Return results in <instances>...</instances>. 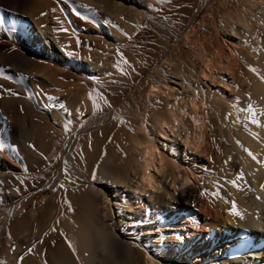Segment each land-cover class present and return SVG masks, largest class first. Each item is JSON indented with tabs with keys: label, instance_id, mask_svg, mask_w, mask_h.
<instances>
[{
	"label": "rangeland",
	"instance_id": "374dc122",
	"mask_svg": "<svg viewBox=\"0 0 264 264\" xmlns=\"http://www.w3.org/2000/svg\"><path fill=\"white\" fill-rule=\"evenodd\" d=\"M32 1L22 0L20 8L26 10L35 3ZM258 1L252 14L248 0H37L43 24L62 27L66 48L74 53L75 63L73 77L61 79L65 86L37 88L35 156L20 157L26 165L20 166L17 175L6 174L7 183L21 196L9 208L22 214L36 211L33 262L50 261L44 250L61 238V222L66 224L65 220L74 215L81 216L85 197H96L100 187L96 180L107 177L115 184L105 190L106 206L100 201L96 206L108 214L110 223L95 225L90 237L89 252L96 261L106 260L107 249L114 245L111 237L118 233L111 224L118 220L119 213L126 216L124 221L135 222V248L147 250L151 260L164 264H216L221 258L218 251L214 261H203L210 253L209 228H198L184 216L174 225H166L170 214L176 216L179 212L174 205L166 206L167 193L174 189L168 163L173 158L190 167V184L197 180L195 174L205 168L208 179L202 180L208 185V193L216 197L232 180L237 182L240 195L253 197L251 179L241 165L246 152L240 136L241 119L259 111L247 77L252 75V62L258 64L259 57L264 59V0ZM232 16L240 18L237 24ZM226 30L233 35L234 30L240 32L242 40L233 38L232 42L224 35ZM221 57L222 63L216 62L221 69H210L205 81L201 80L206 62ZM20 61L23 60L18 58L19 65L25 67V61ZM231 62L240 67L232 68ZM82 65L86 69L79 68ZM237 71L240 75L235 74ZM170 91L174 92L171 97ZM79 92L86 95L75 105L70 98ZM194 92L205 104L206 139L200 141L203 132H199L196 145L200 149L193 145L184 152V138L192 135L190 118L185 116L182 125L176 123L179 127L175 126L174 131L165 126L162 132L155 117L162 115L169 121L177 112L175 103L190 98ZM26 112L29 111L20 109V115ZM259 112L264 123V111ZM106 114L110 118L80 132L86 124ZM143 121L145 134L159 147L151 169L155 185L144 189L135 151V143L144 141L145 134L137 130ZM70 140L71 145L60 157ZM261 147V158L255 162L264 166V144ZM206 149L209 156L202 152ZM159 153L168 161V168L162 171ZM103 157L111 162L107 164ZM48 182L51 186H45ZM201 215L207 217L203 210ZM70 224L74 225L72 221ZM178 230L183 231L181 254H176L179 245L173 234ZM1 251L0 263L10 264V251Z\"/></svg>",
	"mask_w": 264,
	"mask_h": 264
},
{
	"label": "bare ground",
	"instance_id": "6f19581e",
	"mask_svg": "<svg viewBox=\"0 0 264 264\" xmlns=\"http://www.w3.org/2000/svg\"><path fill=\"white\" fill-rule=\"evenodd\" d=\"M29 1L32 0H27V3ZM248 1L251 7H253L249 11L255 14L254 7H256L255 4L259 1ZM20 5H22V0H0V251L2 249H8L10 251L7 254L10 264H39L38 262H33L34 260L32 259V252L34 253L36 248V237L34 235L35 227L37 226L35 223L36 211H28L22 214V212L20 213L9 208L10 203H15L16 199L18 197L21 198V196L14 186L7 183L8 179L6 180V174L17 175L21 171L20 166L26 165L22 161V158L35 156L38 139L36 134L37 122L34 112L37 104V92L39 90L37 88L40 86L42 89H45L54 86V84H59L61 87L65 86L61 82V79L64 78L66 80L73 77L72 66L75 61L73 62L74 53L71 54L66 48L67 44L65 45L66 41L64 40L65 36L62 32V27L56 28L52 27L49 23L43 24L44 19L40 15L41 9L37 7V0H35L32 6H27L25 8L26 10L22 9V7L20 8ZM71 19H73L72 16ZM231 19L235 22L234 24H237L240 18L238 16L236 18L232 16ZM234 31L235 34L233 35L226 30L224 31V35L232 38L230 39L231 41L233 38L234 40L241 41L242 34L236 30ZM66 34L69 35V33ZM18 58L19 60L22 59L25 61V67L19 65ZM223 58L221 57L217 61L208 60L205 71L201 74V80L205 81L204 78L209 76L210 69H221L216 65V62L221 64ZM23 61L20 62L23 63ZM238 65L236 62H231L232 68L233 66L238 67ZM250 67L252 68V75L247 76L249 78L248 80H251L248 85H251V90H253L251 94L257 100L259 111L262 112L264 111V59L259 57V63L254 64L252 62ZM79 68L86 69L83 65L81 67L79 66ZM236 73L240 75V71ZM243 80L246 81V79ZM187 87L189 88V86ZM46 91L50 92L48 89ZM170 92L169 95L171 97L174 95V92ZM82 95L84 94H81V92L75 93L70 98L71 102L74 104L77 103ZM198 95L197 92H194V95L190 98H181L177 104L175 103L173 107L176 108L174 109L177 112L174 115L170 114L172 115L169 120L170 123L168 118L162 115L155 117L157 126H159L162 132L165 130V126L173 130L176 123L179 125L183 124L182 119L185 116L190 118L192 137L188 136V134L184 138L186 147H184V152L189 151L187 149L192 148L193 145H195L194 149H200V146L196 145L199 132H203L200 134V141L203 138L206 139L204 130L206 126L204 122V113H206L204 108L205 104L199 102ZM83 99L82 97V101ZM221 100L223 101V99ZM22 108L29 112H26L25 115H20V109ZM259 111L249 112L250 114L246 112V119L244 118V121L241 119L242 133L240 139L243 142L242 144H244L246 152L243 154L244 158L241 165L244 172L251 179V188L254 191L252 198L247 199L245 197V199L238 193L236 188L237 182L235 180L230 181V185L227 184L228 187L224 188L223 191L219 190V197H216L212 193H208V185L204 182L208 179V171L204 167V169H201L202 171L195 174L197 179L195 183L190 184V167L186 168V166L179 163L178 160H173V158L168 163V174L173 179L172 184L174 185V189L167 193L168 201L166 200V206L170 208V206L174 205L178 208L179 212L176 216L173 213L170 214L166 225L176 223L184 216L194 226H198V228L201 226L202 228H204L203 226L209 228L210 233L208 234V239L210 253L203 260L204 262L209 263L210 261H214L215 253L218 251L221 258L216 264H264V166L256 164L260 159L255 160L260 157L261 148L263 147L261 145L264 144V123L262 122L263 118H261ZM170 113H173V111ZM109 116L110 114L101 115V117L93 120L91 124H86L80 132L90 127L92 129V127L107 120ZM142 124H145L144 121L137 130L145 134L146 130H143L144 126ZM178 124L176 127H179ZM71 142L72 140L67 142L60 157L65 154ZM135 144V151L137 158H139L138 165L141 169L140 184L143 185V189L148 188V186H154V176L151 173V169L155 164L157 157L156 150L159 147L148 134H145L142 143L137 142ZM204 151L209 156L210 152L207 149L202 152ZM262 154L264 153L262 152ZM160 156L159 164L161 163V166L159 165V170L162 171L165 166L168 168V161L165 162L163 155L160 154ZM102 160L107 164L110 161L106 157H103ZM202 177H204V181ZM96 183L100 187L96 190L95 199L91 196L85 197L82 205V215H74L70 220H65L67 222L66 224L61 222V226H58L61 238L55 244L53 243L44 250L48 254L50 261L45 262L46 260H40L39 262H42V264H164L151 260L147 250L142 249L143 251H140L139 246V251L136 249L137 246L135 248L132 237H134L133 234L135 232L133 233V231L135 230L136 224L134 227L133 223L135 222L124 221L126 216L119 213L118 220L111 224L113 230L118 233L117 236L111 237L114 245L109 246L107 249L108 256L106 260H95V255L89 252L92 229L96 228L95 225L97 224L101 226L109 222L108 214L103 209V211L98 209L96 205L100 201L106 206L105 200L107 196L105 195V190L115 184L112 181L110 182L107 177H99ZM14 185H16L15 182ZM49 185L50 183L48 182L45 186ZM176 187H181V190H177ZM202 210L206 213V218L201 215ZM234 212L239 213V215H234ZM71 221L74 223L73 226L70 224ZM123 224H125V227H122ZM217 231L224 232V235L217 234ZM45 233L46 231H44ZM173 234L174 240L179 245V247L176 246L178 247L176 254H181L183 253V247H181L183 245V231L178 230L177 233L175 232Z\"/></svg>",
	"mask_w": 264,
	"mask_h": 264
},
{
	"label": "snow or ice",
	"instance_id": "6c2138e0",
	"mask_svg": "<svg viewBox=\"0 0 264 264\" xmlns=\"http://www.w3.org/2000/svg\"><path fill=\"white\" fill-rule=\"evenodd\" d=\"M65 31H66V30H65ZM233 183H234V182H233ZM233 214H234V215H239V213H237V212H234Z\"/></svg>",
	"mask_w": 264,
	"mask_h": 264
}]
</instances>
